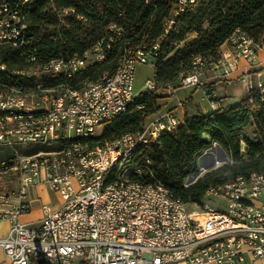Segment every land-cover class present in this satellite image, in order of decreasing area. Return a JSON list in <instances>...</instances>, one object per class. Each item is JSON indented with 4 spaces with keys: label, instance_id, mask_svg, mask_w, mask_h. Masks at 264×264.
Returning <instances> with one entry per match:
<instances>
[{
    "label": "built area",
    "instance_id": "2783aa9c",
    "mask_svg": "<svg viewBox=\"0 0 264 264\" xmlns=\"http://www.w3.org/2000/svg\"><path fill=\"white\" fill-rule=\"evenodd\" d=\"M165 1L169 11L163 34L148 44L129 47L133 59L126 68L100 75L85 92H71L70 83L87 72L89 64L106 61L123 28L111 24L113 32L81 56L59 53L47 58L29 36L28 0H0V46L17 49L24 62L25 58L48 61L43 70H30L29 65L12 69L0 62V173L14 167L11 181L17 184L16 189L0 193V221L9 222L0 247L8 264H264V235H260L264 175L210 187L200 203L183 202V207L169 204L165 194L137 201L128 190L108 194L107 187H101L102 176L116 164L110 163V156H117V161L128 157L130 148L138 149L180 124L172 110L151 120L150 132L139 129L117 138L115 146H103L101 152L85 151V144L101 137L107 123L132 107L137 66L155 70L169 38L180 34V17L209 0ZM53 12L62 25L60 19L74 9L53 8ZM192 37L194 33H184L174 45L181 47ZM227 39V52L195 57L198 66L180 76L175 86L159 85L157 92L171 98L179 88L202 86L200 73L209 66L223 78L243 69L239 79L246 95L264 93V72L256 63L260 47L239 29ZM63 57H73V65L63 64ZM54 86H64L63 96H37V89ZM156 87L154 79L147 80L142 94L150 96ZM205 97L210 110H216V95L208 91ZM182 104L178 102L179 107ZM14 117H21L22 127H13ZM220 150L224 156L225 150ZM39 151H47V158H39ZM56 153H63L62 161H55ZM150 166L148 160L140 165L147 179H137V171L127 169L126 183L162 184ZM41 184L58 194L60 202L53 208L44 204L37 223H22L20 217L30 208V190Z\"/></svg>",
    "mask_w": 264,
    "mask_h": 264
},
{
    "label": "trees",
    "instance_id": "16d2710c",
    "mask_svg": "<svg viewBox=\"0 0 264 264\" xmlns=\"http://www.w3.org/2000/svg\"><path fill=\"white\" fill-rule=\"evenodd\" d=\"M27 5L29 36L47 58L59 53L81 56L98 39L112 32L111 24L123 28L122 38H118L106 61L89 64L87 72L78 74L70 83L72 89L95 82L102 73L116 69L125 46L156 40L163 34L162 24L169 11L165 0H28ZM53 8H72L74 13L62 17L60 25ZM180 22L183 25L180 34L169 38L157 61L153 77L156 89L150 96L139 95L126 113L107 123L101 137L89 142L90 148L102 147L126 133L141 129L146 118L157 108L159 85H175L180 75L191 70L195 57L219 55V47L228 42L227 38L235 29L261 47L264 43V0H209L199 10L190 9V14L181 16ZM184 33H194V37L181 47L174 45ZM0 62L12 69L26 68L27 65L29 69L37 67L26 59L24 62L19 51L8 46H0ZM0 79H3L2 74ZM248 126L254 129L253 140L240 139L239 133ZM240 141L246 146L245 155L240 153ZM212 143L219 144L226 151L230 162L203 173L185 187L186 178L199 169L197 156ZM146 160L150 162L155 179L184 203L198 204L210 187L238 176L263 173L264 93L253 91L234 105L218 106L200 116L185 115L183 123L172 132L136 148L132 162L143 165ZM142 177L147 179L144 174Z\"/></svg>",
    "mask_w": 264,
    "mask_h": 264
},
{
    "label": "crops",
    "instance_id": "0c3cea01",
    "mask_svg": "<svg viewBox=\"0 0 264 264\" xmlns=\"http://www.w3.org/2000/svg\"><path fill=\"white\" fill-rule=\"evenodd\" d=\"M228 44L224 42L219 47L220 55L227 52ZM256 63L259 64V69L264 72V43L256 50ZM240 66H245L244 61H240ZM243 69L233 72L226 78L221 77L218 70L211 67L202 69L200 79L203 83L202 86L188 87L184 89V94L181 97L164 98L157 93L158 99L156 100V110L150 114L145 124H150L151 120L158 118L160 115L168 110H172L180 124L183 123L185 115L200 116L210 111L209 102L205 97V92H212L216 95L218 106L228 107L240 102L246 95V90L240 81V75ZM264 79V78H263ZM188 100L186 109L178 106V102L184 103ZM183 105V104H182ZM179 125V124H178ZM17 188V184L9 178L0 180V193L8 192ZM51 195H54L55 202L51 200ZM60 202L58 194L54 193L47 185L41 184L30 190L29 198V211L20 217L22 223L35 224L42 217V206L49 204L52 208L56 207ZM55 203V204H53ZM38 211V212H37ZM9 227V222L6 220L0 221V237L6 235ZM0 264H8L7 257L5 256L2 248L0 247Z\"/></svg>",
    "mask_w": 264,
    "mask_h": 264
},
{
    "label": "bare ground",
    "instance_id": "6f19581e",
    "mask_svg": "<svg viewBox=\"0 0 264 264\" xmlns=\"http://www.w3.org/2000/svg\"><path fill=\"white\" fill-rule=\"evenodd\" d=\"M168 25V18H166L163 21V30ZM110 30L113 32V26L110 27ZM140 44H146L144 42H139L135 44L132 47H137ZM228 44V42H227ZM220 55V53H219ZM26 61L34 65L36 64L37 67L31 68L30 70H43L44 68H48V61H43L39 58H25ZM130 59H133V49L129 47H124L118 57L116 69H122L126 68L128 65V61ZM63 64L65 65H73V57H66L63 58ZM199 65V58H195L193 61V66L196 67ZM102 75H112V72L108 73H102ZM180 75V76H186ZM180 76L178 78H180ZM176 85V84H175ZM174 84L168 83L167 86H175ZM92 83H86L79 89H72L71 92H85L87 88H92ZM64 94V86H54L51 88L46 89H37V96L39 97H57V96H63ZM13 127H22V120L21 117H14L13 118ZM177 126H174V129H176ZM143 132H150V124L143 123L142 128ZM130 135V133H126L119 138H126V136ZM89 143L85 144V151H93V152H101L103 151L102 147H95L90 148ZM117 144V139L110 141L106 143L104 146H115ZM136 148H130L128 150V157H122L119 161H117V156H110V163H116L112 164V169H108V172H106V175L102 176L101 178V187H107V193L108 194H119L122 190H128L130 195H133V199H137V201H144V196H155V195H166V198H168V203L176 206V207H183V202L172 195V193L166 188L163 187L162 184H154L153 186H147V185H138L135 184V182H128L126 183V170L130 169V171H137V177L140 179H143L142 174H144L143 170H140V165L134 164L131 159L134 155ZM39 158H47V151H39ZM63 160V153H56L55 154V161H62ZM11 175H14V167H6L4 168V173H0V180L9 178L11 179ZM263 173H252L247 177L238 176L234 180L231 181H237V180H251L254 179V177L263 176ZM116 179L118 180V184H112L115 183ZM138 179V178H137ZM210 188L206 191H209ZM260 235H264V227H260Z\"/></svg>",
    "mask_w": 264,
    "mask_h": 264
},
{
    "label": "rangeland",
    "instance_id": "374dc122",
    "mask_svg": "<svg viewBox=\"0 0 264 264\" xmlns=\"http://www.w3.org/2000/svg\"><path fill=\"white\" fill-rule=\"evenodd\" d=\"M86 74V73H85ZM154 77V70L148 66L145 65H139L137 66L136 70H135V82H134V89H133V93L135 97H138L139 95H141L144 92L145 89V85H146V81L147 80H152ZM86 80V78H85ZM184 89L187 88H179L176 91V97H181L184 94ZM158 93V92H157ZM176 97H174V99H176ZM164 98H168V97H164ZM188 103V100H185L183 103V107L182 109L185 110L186 109V105ZM253 127H246L244 128L240 133H239V138L242 139L243 137H247L251 140H253L254 138V134H253ZM213 143L207 147L206 149H204V151H202L198 156H197V163H198V167L201 171V174H199V176H201L203 173L209 171V169H207L206 171V167H210L213 165L211 168H215V167H219L224 161V156L223 154L220 155V149L219 147ZM205 150H207L205 152ZM246 151V146L243 142L240 141V153H242V155H245ZM226 152V151H225ZM227 155V153H226ZM228 157V155H227ZM229 159V157H228ZM223 165V164H222ZM194 175H192L191 177H193ZM197 175H195L192 179H194ZM197 178V177H196ZM188 178H186L185 183H187ZM51 200L53 202H55V197L54 195H51ZM216 200L212 199L211 203L212 204H216ZM55 204V203H53ZM38 212V211H37Z\"/></svg>",
    "mask_w": 264,
    "mask_h": 264
},
{
    "label": "water",
    "instance_id": "95a60500",
    "mask_svg": "<svg viewBox=\"0 0 264 264\" xmlns=\"http://www.w3.org/2000/svg\"><path fill=\"white\" fill-rule=\"evenodd\" d=\"M217 146L219 147V149H222V147L219 144H217ZM224 159H225V161L223 162V164L228 163L229 159H228L226 154H224ZM212 165H213V162H212ZM212 165L210 167H206V171H207V169H209V170L214 169V168H211ZM215 168H217V167H215ZM199 174H201L200 169H198V171L194 174V176L197 175L196 177L199 178L200 177ZM193 177L189 176L188 180H187V183H193L196 180V177L194 179H192Z\"/></svg>",
    "mask_w": 264,
    "mask_h": 264
}]
</instances>
